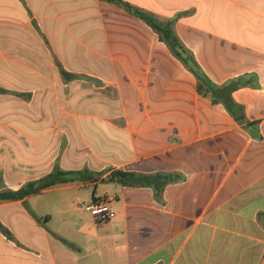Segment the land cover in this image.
I'll use <instances>...</instances> for the list:
<instances>
[{
    "label": "crops",
    "instance_id": "0c3cea01",
    "mask_svg": "<svg viewBox=\"0 0 264 264\" xmlns=\"http://www.w3.org/2000/svg\"><path fill=\"white\" fill-rule=\"evenodd\" d=\"M123 1L174 20L214 83L248 82L233 92L246 120L201 96L153 29L107 0H0V192L79 173L0 201V264H264V0ZM118 169L176 180L159 202L104 181ZM85 187L89 208L109 198L116 217L77 239L70 203L50 212L40 198Z\"/></svg>",
    "mask_w": 264,
    "mask_h": 264
},
{
    "label": "trees",
    "instance_id": "16d2710c",
    "mask_svg": "<svg viewBox=\"0 0 264 264\" xmlns=\"http://www.w3.org/2000/svg\"><path fill=\"white\" fill-rule=\"evenodd\" d=\"M110 3L124 9L129 14L142 20L145 24L153 29L158 35L159 40L165 43L173 56L178 59L184 67L191 72L197 80L198 93L208 98L213 104H222L228 112L239 122H245V114L243 106L239 105L233 99V92L243 86H247L242 78L232 79L224 84L214 83L205 71L198 64L193 53L184 45L175 32L174 20H163L147 13L137 7H134L123 0H107ZM64 74H68L64 71ZM79 173L73 171H63L59 168L55 169L49 176L32 181L24 185L17 191L6 190L0 192V201H17L26 197L39 194L45 190L75 182ZM174 175L169 173L145 174L132 171H124L121 169L113 170L104 180L105 182L116 183L125 187H147L153 190L155 198L161 202L162 194L170 182L176 180ZM95 190L93 191V196ZM0 232L11 238L10 231L0 222Z\"/></svg>",
    "mask_w": 264,
    "mask_h": 264
},
{
    "label": "rangeland",
    "instance_id": "374dc122",
    "mask_svg": "<svg viewBox=\"0 0 264 264\" xmlns=\"http://www.w3.org/2000/svg\"><path fill=\"white\" fill-rule=\"evenodd\" d=\"M60 89L59 83H57V101L60 105H63V89ZM94 120H84L89 124ZM93 187H85L81 189L67 190L65 192H53L44 195L40 198L41 204H48L50 212H54L50 207H53L58 202L62 201L64 198L71 205V216L70 225H68L66 232L71 236L79 239L80 236L85 234H94L98 231L96 228V221L89 211L88 207L92 201ZM114 188L109 184H100L97 189L98 194H104L105 192L111 193ZM51 205V206H50ZM61 228V227H59ZM105 228L99 229V231H104ZM64 232V231H63Z\"/></svg>",
    "mask_w": 264,
    "mask_h": 264
},
{
    "label": "built area",
    "instance_id": "2783aa9c",
    "mask_svg": "<svg viewBox=\"0 0 264 264\" xmlns=\"http://www.w3.org/2000/svg\"><path fill=\"white\" fill-rule=\"evenodd\" d=\"M90 211L98 223H107L116 217L115 210L111 207V199L99 198L91 206Z\"/></svg>",
    "mask_w": 264,
    "mask_h": 264
}]
</instances>
